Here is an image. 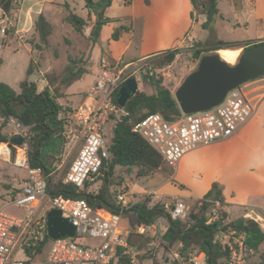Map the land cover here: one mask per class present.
<instances>
[{"label": "built area", "instance_id": "1", "mask_svg": "<svg viewBox=\"0 0 264 264\" xmlns=\"http://www.w3.org/2000/svg\"><path fill=\"white\" fill-rule=\"evenodd\" d=\"M8 20L0 16V35L7 30ZM188 42H192L189 40ZM159 70L153 69L147 62L123 64L101 61L100 69L90 88L89 105L67 113L66 149L77 147L61 181L82 189L96 187L104 177L109 158L107 140L103 129L111 116H119L122 111L112 102V94L128 79L142 80L154 76ZM250 101L240 87L230 90L217 106L201 112L183 113L172 121L164 119L159 113L146 115L135 123L132 132L141 136L170 168H175L178 161L187 153L200 146L232 137L253 113ZM6 121L12 127L10 137L22 139L19 145L0 142L7 150V157L12 156L13 166L27 172L21 187L0 196V264H32L47 250L39 264H116L118 251L129 258V264H137L135 252L127 246L126 237L120 229L121 214L131 205L133 199L124 194L114 197L115 212L92 208L84 199L72 200L48 191V175L40 167L30 168L29 147L26 143L28 127L19 119L0 117V125ZM211 216L207 223L220 218L218 202H209ZM44 205L49 208L41 212ZM13 207L23 211L22 217L7 213ZM169 206H167L168 208ZM59 210L61 217L69 219L75 228L72 237L57 240L47 235L46 213ZM170 215L173 219L188 218V207L183 200L175 199L171 204ZM259 228L264 219L255 215L252 218ZM133 233L145 238H154L156 233L151 225L136 224ZM93 240L90 244L78 243L83 238ZM223 247L228 255L227 264H251L243 245L242 235L232 237V233L223 234ZM78 241V242H77ZM40 252L37 253V249ZM23 258H19V255ZM177 264H207L203 254L194 256L174 253Z\"/></svg>", "mask_w": 264, "mask_h": 264}, {"label": "crops", "instance_id": "2", "mask_svg": "<svg viewBox=\"0 0 264 264\" xmlns=\"http://www.w3.org/2000/svg\"><path fill=\"white\" fill-rule=\"evenodd\" d=\"M87 1H91L93 7H87ZM216 1L218 17L212 27L213 39L212 36L211 39L234 44V47L224 52V56L235 57L238 51L240 53L245 49L246 42H264V0ZM97 2L98 0H18L10 16H5L8 20L7 28L13 27L14 32L7 36L0 35V51L7 53L24 51L29 62L35 53L33 45L38 44V38L34 33V21L39 15L44 16L52 24L51 22L55 20L65 19L67 12L70 11L89 24L84 31L86 54L80 66L84 73L64 89V96H68L72 102L63 98L59 102L60 106L67 107V113H73L76 109L91 104L92 99L88 94L99 72L101 61L122 62L128 65L148 62L165 51L182 49L189 40L193 43L211 41L210 39L201 40L195 36V31H210L201 27L206 21L204 15H198L196 20L192 21L190 17L192 6L189 0H110V4L103 10V17L109 19V22L102 25L95 42L91 43L88 37L96 18L94 4ZM78 11L83 12L84 17L79 16ZM114 34L115 38H112ZM32 37L35 39L34 42L27 40ZM220 50L214 52L218 53ZM1 64L0 59V66ZM196 65L197 61L180 79L174 91ZM32 74L26 76L25 71V78L22 80L14 79L13 83H5L0 79V82L17 89L18 84L27 79L28 82L36 84L37 91L40 93L42 86L37 85V79L31 80ZM39 74L43 76L40 69ZM85 74L90 76L88 80H82ZM80 81L83 82L79 84L75 92L65 94L68 88ZM43 82L47 84L45 79ZM240 89L254 109L248 121L229 139L197 147L184 155L176 164L175 168L183 166L185 162H182V159L189 156L190 159L187 162H192L194 167L197 166L201 171L208 169V171H214L207 182L200 181L192 191H186L179 196L177 192L171 194L165 191V188L172 183L171 179L147 176L128 180L124 176L122 186L128 189L124 195L130 196L135 204L142 201L146 197L144 195H148L150 196L148 207L162 203L165 211L168 205L164 199L171 204L175 199H182L189 208L188 201L201 200L211 184L216 182L221 189L224 204L222 210L228 221L241 217L252 218L255 215L264 219V77L249 81L241 85ZM8 138L10 139V136ZM228 142L232 145L239 144V148L237 145L239 151L235 150L234 158L219 157L220 145ZM136 195L142 196L140 198ZM134 205L125 210L133 215L130 220L131 225L120 227V229L126 240L131 235L134 247L129 248L136 253L137 247L140 254L141 242L145 237L132 232ZM260 224L263 226L260 229L264 231V222L261 221ZM135 225L134 223L133 227ZM167 227L168 223L165 220L159 232L160 235L163 236L166 233ZM129 228H131L130 231ZM215 242H218L217 238Z\"/></svg>", "mask_w": 264, "mask_h": 264}, {"label": "trees", "instance_id": "3", "mask_svg": "<svg viewBox=\"0 0 264 264\" xmlns=\"http://www.w3.org/2000/svg\"><path fill=\"white\" fill-rule=\"evenodd\" d=\"M192 6L190 17L195 21L198 15H204L206 21L201 25L202 29L209 30L212 33L213 24L218 17L216 0H189ZM18 0H0V10L9 17L11 11L17 5ZM110 4V0H98L96 4V18L89 33V41L94 43L102 25L109 22V19L103 17V10ZM87 7H93L91 1H87ZM72 29L84 35L86 21L72 12L68 11L65 19ZM14 32L13 27H8L5 36ZM34 33L38 38V44H34V50L41 52L48 44V37L52 33V25L39 15L34 21ZM115 38V34L112 35ZM264 42H246L245 48L254 45H260ZM234 47V44H227L221 41H211L202 43L194 42L190 48L191 57L198 61L202 55L213 53L216 50L226 51ZM181 52L180 49L168 50L157 55L155 66L157 68H166L172 64L176 55ZM72 62V61H71ZM74 61L73 69L67 67V72L62 74L57 82L63 84L62 94L55 96L48 89L37 91L36 84L28 82L27 79L18 84L17 89L0 82V117L4 120L12 117L19 119L20 116H27L31 122L28 127V138L26 143L29 147V166L30 168L40 167L45 175H48V191L50 194H58L64 198L77 200L84 199L94 209L100 208L109 212L117 211L114 204V195L110 192L112 186L122 184L121 177L115 176L116 169H125L129 175L135 174L137 178L147 177L158 170H163L168 175L172 174V168L167 166L161 156L138 134L132 132L135 123L143 119L146 115L159 113L168 121L174 120L180 113V110L173 98L169 87L165 86L160 74L146 76L143 83L148 84L151 94H145L137 90L134 95L129 97L123 107L116 103L119 88L112 94V102L122 111L115 117L111 116L109 121H113L112 136L107 140L109 158L107 161L104 177L100 179L97 191L89 193L85 185L82 189L72 185H66L61 180H55L49 176L52 173L56 162L55 154L61 155L66 146V125L67 117L61 113V108L57 100L64 98V89L76 81L84 73ZM148 63V62H147ZM33 73V61L30 60L26 76ZM6 121L0 126L4 127ZM9 138L0 135V142H8ZM128 175V176H129ZM96 188V187H95ZM209 202H218L220 207V218L207 223L212 212ZM149 200H142L134 205L133 224L152 225L156 218H163L167 221L168 227L162 239L171 247L175 242L181 244L180 253L203 254L207 264H227L226 258L228 252L220 243L215 242L218 234L232 233V237L242 235L243 245L252 255L258 254V260L255 264H264V250L261 247L264 244V231L261 230L256 222L249 218H237L227 220L223 212V197L221 189L216 182H213L210 189L204 194L201 200L196 202L194 209L189 213V222H182L173 219L167 213L163 205L155 204L148 207ZM128 247H134L131 241V235L126 240ZM216 244L220 247V257H217ZM135 258L142 261L139 249L136 247ZM37 253L40 252L38 248ZM220 259L223 260L220 262ZM116 264H129V258L121 255L118 251Z\"/></svg>", "mask_w": 264, "mask_h": 264}, {"label": "rangeland", "instance_id": "4", "mask_svg": "<svg viewBox=\"0 0 264 264\" xmlns=\"http://www.w3.org/2000/svg\"><path fill=\"white\" fill-rule=\"evenodd\" d=\"M78 15L84 17L83 12L78 11ZM52 24V33L48 37V44L45 48L42 49L41 52L35 50V53L31 60L33 61V74L31 76V80H36L38 86H42V90L45 88L51 92V94L58 96L63 92L62 87L63 84L57 82V80L61 77L62 74L67 72V67L69 69H73L76 67L74 65V61L79 66V62H83L85 54H86V42L85 36L75 32L72 27L66 23L64 19L55 20L51 22ZM89 24L86 23L85 29L87 30ZM240 32V31H238ZM195 36L198 39H213V33L207 31H195ZM212 36V39H211ZM218 37L216 38V40ZM30 42H34L35 39L28 38ZM210 41V42H211ZM193 42H188L185 47H183L181 52L175 57L174 61L171 65L166 68H157L155 66L156 58L148 61V64L153 68L159 70L160 76H162L163 84L167 87L172 89V93H174V87L183 78V76L188 72V69L192 66L195 62L194 59L191 57L190 48L193 46ZM227 51V50H226ZM225 51H219L218 54L222 57L224 61L229 64H234L237 60L239 55V51L237 55L233 58H228L224 56ZM0 59L2 60V64L0 66V79L5 83H13L14 79L22 80L25 78V71L28 65V58L27 54L24 51L20 52H9L0 51ZM72 61V62H71ZM198 62V61H197ZM80 63V66H81ZM196 68V67H195ZM39 69L43 72V76L41 77L39 74ZM82 80H88L90 76L87 74L82 76ZM46 80L47 84H44L43 80ZM83 81H80L78 84H73L70 88H68L65 94L73 93L77 90L79 84ZM137 90L144 92L145 94L152 93L151 87L143 83L142 80H137ZM62 98H59L57 102H61ZM65 100H69L72 102L68 96H64ZM71 104V103H70ZM72 105V104H71ZM61 113L67 117V107L60 106ZM114 122L109 121L103 129V133L106 140H109L112 136V127ZM12 132V127L10 125H5L4 127L0 126V135L5 136L6 138ZM240 147L239 144L232 145L231 143H223L220 145L218 150V156L234 158L236 156V151ZM77 151V147L68 151L66 146L62 150L61 155L55 154V162L56 165L49 176L55 178V180H61L64 173L67 171L72 159L75 156ZM206 157V156H204ZM189 156L184 157L182 162H185L183 166L179 168L172 169V174L168 175L163 170H158L150 176L155 178H162V179H171L172 183H170L166 188L165 191L175 194L176 192L179 193V196L185 194L186 191H192L196 184L200 181L207 182L209 178L214 174V171H201L197 166L194 167L191 163H188ZM211 168H213L211 166ZM115 176L121 178H127L135 180L138 179L134 173L129 175V173L125 169H116ZM129 175V176H128ZM173 175V176H172ZM27 177V172L23 169L17 168L12 164V156L8 158L7 156L0 155V196H5L8 192L16 191L18 188L21 187V182L25 180ZM123 180V179H122ZM123 182V181H122ZM183 185V186H182ZM98 186L92 187L88 189L89 193L96 192ZM110 192L114 195V197L118 194H125L128 192V189L123 187L120 183L119 186H112L110 188ZM140 197L142 195H136ZM143 200H149L150 196L144 195ZM178 196V195H177ZM182 200V199H177ZM164 202L169 206L166 209V212L170 214L171 202L167 199H164ZM162 204V203H158ZM196 202L188 201V218L181 220L182 222H189V213L191 210L194 209ZM49 208L48 205H44L41 212L47 211ZM7 213L14 215L16 217H22L23 211L19 209H15L13 207L7 208ZM133 215L131 213L124 212L121 214L120 219V227H126L131 225L130 220L132 219ZM130 222V224H129ZM165 224V220L163 218H156L151 225L156 232L154 238H144L141 242L140 256L142 257V261L138 264H177V260L174 258V253H180L181 244L179 242H175L171 247L168 245L166 241L162 239V235H160V230L162 226ZM131 228H129V231ZM133 230V228H132ZM218 242L222 245L224 238L222 234H218L216 237ZM135 240V239H134ZM78 242V241H77ZM93 240L89 238H83V240L79 241L81 245H88ZM261 250H264V244L261 247ZM47 250L43 251L42 255L38 258V260L32 262V264H39L40 260L44 257ZM194 256H198L195 252L192 253ZM19 258H23L22 255H19ZM251 264H255L258 260V254L248 256ZM223 260L220 259V262Z\"/></svg>", "mask_w": 264, "mask_h": 264}, {"label": "water", "instance_id": "5", "mask_svg": "<svg viewBox=\"0 0 264 264\" xmlns=\"http://www.w3.org/2000/svg\"><path fill=\"white\" fill-rule=\"evenodd\" d=\"M258 77H264V43L241 50L234 64L225 62L216 52L205 54L199 58L196 68L175 89L173 98L183 113L206 111L220 104L230 90ZM144 79L143 77L142 80ZM136 91L137 81L126 80L119 88L117 105L123 107ZM19 121L24 126L31 127L27 116H20ZM21 143L20 137L12 136L8 148L11 144ZM46 219L49 239L57 240L74 235V226L69 219L61 217L59 210L48 211ZM215 248L217 257H220L219 245L216 244Z\"/></svg>", "mask_w": 264, "mask_h": 264}, {"label": "bare ground", "instance_id": "6", "mask_svg": "<svg viewBox=\"0 0 264 264\" xmlns=\"http://www.w3.org/2000/svg\"><path fill=\"white\" fill-rule=\"evenodd\" d=\"M226 62V61H225ZM0 155L7 156V150L5 147L0 145Z\"/></svg>", "mask_w": 264, "mask_h": 264}]
</instances>
